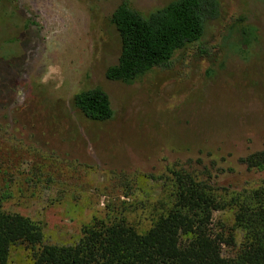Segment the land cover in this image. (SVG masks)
Instances as JSON below:
<instances>
[{
  "label": "rangeland",
  "instance_id": "1",
  "mask_svg": "<svg viewBox=\"0 0 264 264\" xmlns=\"http://www.w3.org/2000/svg\"><path fill=\"white\" fill-rule=\"evenodd\" d=\"M171 1L1 0L0 208L40 230L44 245L74 246L95 220L146 232L172 172L224 202L264 181L239 164L264 151V0H220V18L168 68L130 85L105 79L120 54L114 10L147 15ZM93 88L111 100L108 122L72 106ZM231 212L213 213L217 233L232 230ZM232 234L239 245L242 233ZM35 254L14 246L8 264Z\"/></svg>",
  "mask_w": 264,
  "mask_h": 264
},
{
  "label": "trees",
  "instance_id": "2",
  "mask_svg": "<svg viewBox=\"0 0 264 264\" xmlns=\"http://www.w3.org/2000/svg\"><path fill=\"white\" fill-rule=\"evenodd\" d=\"M220 16V0H172L147 15L122 3L110 16L120 54L106 69L105 79L130 85L168 68L173 56L200 43L209 24ZM29 26L36 27L32 20ZM72 106L93 123L108 122L113 116L111 100L101 88L76 94ZM239 164L249 172H264V151ZM170 175L171 192L144 233L130 225L95 220L81 230L76 245L47 246L40 230L0 208V264H8L17 245L36 251L31 264H264V181L224 202L207 182L185 173ZM225 209L232 211L233 228L217 233L213 213ZM232 231L242 233L239 245ZM223 248L234 254L224 256Z\"/></svg>",
  "mask_w": 264,
  "mask_h": 264
}]
</instances>
